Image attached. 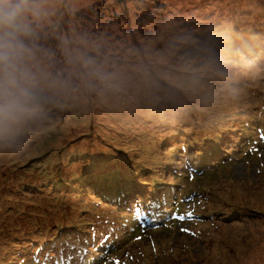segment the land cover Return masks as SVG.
Instances as JSON below:
<instances>
[{"label": "rangeland", "instance_id": "obj_1", "mask_svg": "<svg viewBox=\"0 0 264 264\" xmlns=\"http://www.w3.org/2000/svg\"><path fill=\"white\" fill-rule=\"evenodd\" d=\"M40 2L33 111L0 131V264H264V0ZM71 202L116 224L62 226L89 256L48 228Z\"/></svg>", "mask_w": 264, "mask_h": 264}, {"label": "clouds", "instance_id": "obj_2", "mask_svg": "<svg viewBox=\"0 0 264 264\" xmlns=\"http://www.w3.org/2000/svg\"><path fill=\"white\" fill-rule=\"evenodd\" d=\"M41 12L40 0H0V131L33 111L35 76L21 63L31 50L21 37Z\"/></svg>", "mask_w": 264, "mask_h": 264}, {"label": "trees", "instance_id": "obj_3", "mask_svg": "<svg viewBox=\"0 0 264 264\" xmlns=\"http://www.w3.org/2000/svg\"><path fill=\"white\" fill-rule=\"evenodd\" d=\"M230 2H232V1H230ZM239 8H241V7H239ZM261 21H264V20L262 19ZM243 25H244V23H243ZM243 25H241V26H243ZM245 26L248 27V24L246 23ZM260 27L261 28L262 27L264 28V25H261ZM25 41H26V43L28 45H30V43L33 40L30 39V38H28V39L26 38ZM241 43L242 42L240 40V44ZM255 45H256V42L252 44V46H255ZM252 46H250L248 48L243 47L246 54L251 53ZM111 147L114 148L113 146H111ZM56 171L58 172L59 169H56ZM57 172H56V174H57ZM14 174H15V172L10 171L9 173L5 174L4 176L3 175L0 176V197H2L4 195V191H3V190H5L4 187L7 186L8 181H10V177L13 176ZM56 174L54 173L53 175H56ZM53 175H52L51 172L46 173V176L41 181V183H42L43 188L44 187L50 188V190L52 191V193L54 192V194H55L54 197H56L55 199H59L60 198L59 195L61 193H63V196H66V193H68V192H65V189L66 188H65V185L64 184H66V181H64V180L62 181V179H60L58 176H53ZM59 175L66 176L65 172H62ZM73 175L77 177V173H75ZM30 176L34 178L33 179V182H35V180H39L40 179V177H36V176H33V175H30ZM51 176L55 177V180H54V182L51 185H49V181L51 180ZM130 180L131 179H129L128 181H126L125 184H123V185H125L127 187L124 190V192L127 191L131 187ZM23 182H24V177L22 176V182H21V184ZM33 182L32 181L31 182L29 181V182L25 183L23 185V188H27L28 187L27 189H29V190H27V192H29L31 189L33 190V186H34L33 185ZM2 183L4 185H2ZM41 191L42 190H40V189L37 188L36 191H34L33 198H32V196L30 197L31 198V201L34 200V202H38L35 199H38L39 201H41L42 198H43V197L39 198V196L41 195L40 194ZM41 196H44V195H41ZM44 197H45V200L48 199L46 196H44ZM71 205H72L71 206V211L69 209V211H70V215L68 216L69 218L67 217L66 214H64V216L66 215L67 218L66 217L64 218V216L58 217V218L63 219V221L58 220V219H54V220H56V222L58 224L55 226L54 224L49 223L48 228H51L52 229V227L54 226L55 229H57V230L60 229L59 230V234H60L59 235V238H61V239L54 241V243H57V242H60V241H67L68 240L67 242H65V245L68 244V243L70 245H72L71 246V250H74V252L77 253V254H80V255H83V256H89L90 250L88 249V247H82L81 244H73V242H74L73 235L69 234L67 232L68 229H64V228H62V226L65 227V226H69L71 224L69 228H72L71 226H73L72 225L73 223L74 224H79V225L80 224H83L82 225V228H75V229L76 230H79L81 232V236H84V237H87V238L90 237L91 239H95L102 232H107V233L113 232L115 230L116 224L112 220H103L102 218H99L97 220L96 219H90V220L89 219L88 220L86 219L84 221L83 219H81L80 214H78V212L75 211V208L73 207L74 206V203L73 202H71ZM38 207H40V205H38L37 208ZM37 208L36 209L35 208H31L32 210L29 211V215L28 216H29V219L30 220H31V216H32V219H33V216H34L32 213H36L37 218L41 219L40 217L43 214H41V212L38 213V211H37L38 209ZM61 208H67V207H61ZM46 212L47 213H46L45 216L47 217L48 213L50 212V205H47ZM122 212H125V211H122ZM36 216H34V217H36ZM42 219H46V218H42ZM42 223L43 224H46L47 222L46 221H42ZM32 224L34 225V227H36V226L42 227V225L39 224V220L38 219H34L32 221ZM6 225H8V224H6ZM43 226H44V229H45L47 227V224L46 225H43ZM58 226H61V228H59ZM72 229H74V228H72ZM7 233H9V232H7ZM45 244H47V243H45ZM45 244H40L39 243V244H36V246L34 245L33 248H32L33 256H35L36 253L37 254H40V252H43L48 247V245H45ZM65 245L63 247H65ZM69 249H70V246H68V250ZM29 254L30 253H28V255ZM117 254H118V252H114L113 253L114 256L117 255ZM31 260H32V258L30 260H27L25 257H23L21 255V256L18 257V259H17V261H15V263L16 264H33ZM95 261H96L95 259H90L89 260V264H94ZM112 262H114V260L112 259V257H108L105 264H112ZM98 263H102V261H99ZM114 264H116V263H114Z\"/></svg>", "mask_w": 264, "mask_h": 264}, {"label": "snow or ice", "instance_id": "obj_4", "mask_svg": "<svg viewBox=\"0 0 264 264\" xmlns=\"http://www.w3.org/2000/svg\"><path fill=\"white\" fill-rule=\"evenodd\" d=\"M70 247L72 246V245H69ZM39 251V250H38ZM116 264H119V262H116Z\"/></svg>", "mask_w": 264, "mask_h": 264}, {"label": "bare ground", "instance_id": "obj_5", "mask_svg": "<svg viewBox=\"0 0 264 264\" xmlns=\"http://www.w3.org/2000/svg\"><path fill=\"white\" fill-rule=\"evenodd\" d=\"M144 221V220H143Z\"/></svg>", "mask_w": 264, "mask_h": 264}]
</instances>
